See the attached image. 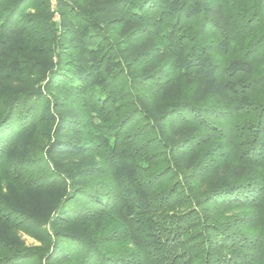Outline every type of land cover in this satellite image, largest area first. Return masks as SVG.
Returning a JSON list of instances; mask_svg holds the SVG:
<instances>
[{
    "label": "trees",
    "instance_id": "1",
    "mask_svg": "<svg viewBox=\"0 0 264 264\" xmlns=\"http://www.w3.org/2000/svg\"><path fill=\"white\" fill-rule=\"evenodd\" d=\"M57 14L0 0V264H264V0Z\"/></svg>",
    "mask_w": 264,
    "mask_h": 264
},
{
    "label": "rangeland",
    "instance_id": "2",
    "mask_svg": "<svg viewBox=\"0 0 264 264\" xmlns=\"http://www.w3.org/2000/svg\"><path fill=\"white\" fill-rule=\"evenodd\" d=\"M20 236H21V240L24 242V244H25V246H27V247H33V248H36V247H38L39 249L42 247V242L41 241H39V238L38 239H36V238H34V237H32V236H28V235H21L20 234ZM38 237H42L43 238V236H38Z\"/></svg>",
    "mask_w": 264,
    "mask_h": 264
},
{
    "label": "built area",
    "instance_id": "3",
    "mask_svg": "<svg viewBox=\"0 0 264 264\" xmlns=\"http://www.w3.org/2000/svg\"><path fill=\"white\" fill-rule=\"evenodd\" d=\"M59 0H49V4H50V11L53 14L52 20L54 22H58L59 17L57 14V3Z\"/></svg>",
    "mask_w": 264,
    "mask_h": 264
}]
</instances>
